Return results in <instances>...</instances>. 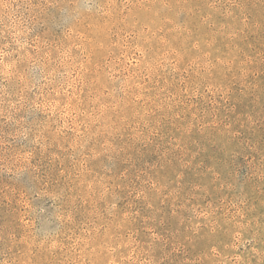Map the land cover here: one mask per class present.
Returning <instances> with one entry per match:
<instances>
[{
	"label": "rangeland",
	"instance_id": "1",
	"mask_svg": "<svg viewBox=\"0 0 264 264\" xmlns=\"http://www.w3.org/2000/svg\"><path fill=\"white\" fill-rule=\"evenodd\" d=\"M0 264H264V0H0Z\"/></svg>",
	"mask_w": 264,
	"mask_h": 264
}]
</instances>
